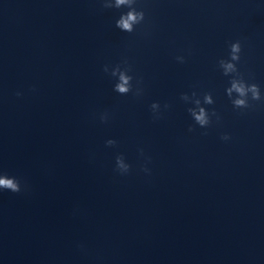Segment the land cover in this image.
<instances>
[{"label":"water","instance_id":"95a60500","mask_svg":"<svg viewBox=\"0 0 264 264\" xmlns=\"http://www.w3.org/2000/svg\"><path fill=\"white\" fill-rule=\"evenodd\" d=\"M102 5L0 0V174L22 187L0 190V264H264V0H137L133 33ZM237 41L246 109L219 67Z\"/></svg>","mask_w":264,"mask_h":264},{"label":"clouds","instance_id":"9594fccd","mask_svg":"<svg viewBox=\"0 0 264 264\" xmlns=\"http://www.w3.org/2000/svg\"><path fill=\"white\" fill-rule=\"evenodd\" d=\"M137 0H103V8L105 9H120L126 7L129 10L126 13H122L119 19L116 21L115 27L125 33H133L136 26L141 25L145 20L144 11H137L135 5ZM242 51L241 44L239 41L232 43L230 45V58L229 60L221 59L219 61V67L223 69V74L225 76L232 75L233 78L230 81V87L226 89V95L232 101L234 108L236 109H246L251 107L249 104V96L252 101H260L262 99L260 88L257 84H249L245 81L243 75L239 72L236 65L240 61V53ZM181 63H183V58H177ZM127 63V62H125ZM104 71L107 73L109 71L108 67L105 66ZM131 71L130 67H126L121 70L120 66H117L111 71L113 77H118V82L114 86V91L120 95H128L133 91V77L128 74ZM140 81H137V88L135 90V95L139 96L142 94V89L139 87ZM19 96L20 93H17ZM195 97V93H193ZM181 99L185 102L189 101V97L185 94L181 96ZM203 103L207 105H212L214 103L211 94H206L203 99ZM168 105H165L167 108ZM160 105L158 103H153L151 105V110L155 114L158 112ZM189 114L195 121L197 125L201 128H206L210 125L211 119L209 113L204 107L201 106V101L195 99V107L188 109ZM212 116H216L215 112L211 113ZM219 119V118H218ZM102 122H107V115L101 116ZM189 131H193L189 128ZM223 140H228V136H223ZM116 141L108 140L106 146H115ZM130 165L125 163L124 157L122 155L116 158V170L121 174H128L130 171ZM143 171L147 172L148 169L144 168ZM0 190L10 191L12 193H20L22 191L21 181L16 177H9L6 173L0 174ZM26 190V186L25 189Z\"/></svg>","mask_w":264,"mask_h":264}]
</instances>
